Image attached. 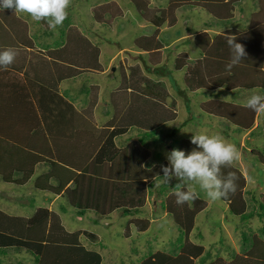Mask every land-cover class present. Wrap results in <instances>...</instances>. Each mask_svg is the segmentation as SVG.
I'll return each instance as SVG.
<instances>
[{"label":"trees","instance_id":"1","mask_svg":"<svg viewBox=\"0 0 264 264\" xmlns=\"http://www.w3.org/2000/svg\"><path fill=\"white\" fill-rule=\"evenodd\" d=\"M193 1L199 2L200 0ZM221 1L203 0V2L214 3L206 7L205 10L216 20V24L210 25L222 26L227 24L232 17L231 11L239 3V0L233 1L231 4H223L226 2ZM171 2L177 3L174 0L169 3ZM130 3L134 6L137 5L136 8L143 19L146 16L144 1L130 0ZM186 5L198 7L197 2ZM107 6L115 13L110 15L111 12L105 10ZM254 6L259 10L261 9L263 14L264 0H256ZM106 14L109 16L108 18L105 17ZM121 15L122 10L114 1L96 5L91 9L93 22L100 25L109 24L112 19H116ZM152 23L157 27L161 26L163 25V19L160 16L156 17ZM261 28L262 26L256 27L255 21L249 25L245 33H241V35L244 34L242 37L236 36V33L239 32L237 30H234L232 34L226 33V35L223 33L215 36H208L203 31L194 37L195 46L198 48L201 57L196 61L195 67L189 73H186L187 76H190L191 73L197 71L191 79L187 80L189 82L187 86H190V89L184 87L179 91V94L184 97L188 92L193 93L192 88L194 87L200 89L201 92L205 90L210 93L222 90L227 96L237 90L256 89L248 87V85L245 86V76L248 71V63L245 57L239 64L229 68L232 61V50L228 41L235 38V43H239L246 48L250 44V38L246 35H252L251 37L254 38L253 33H258ZM28 29L27 22L21 19L13 10L5 9L0 12V50L13 47L25 48V46L31 45L29 62L33 63L42 60L41 57L48 61V56L53 57L52 55L56 54L60 58L71 48V44L67 40L63 46L45 54L32 43L28 36ZM72 31L74 37L77 38V40L76 38L73 39V42L78 48L75 49L74 55H67L66 58L72 60L71 57L75 56L74 65L76 67L78 65L77 73H69L72 70H63L59 67L57 61H52L46 75L37 76L34 79L29 78L30 90L27 92V89L24 90L23 86L25 84L22 82L29 77L27 73L26 77L24 75L23 78H20L18 73L8 71L9 68L0 67V139L2 143H10L9 148H11L10 145L13 148L8 152H1L2 162L0 164L2 171L0 176L4 175L6 178L3 182L14 184L17 189L26 186L30 182L35 189L40 190L42 193H48L53 197L57 196V193L52 188L58 191L63 190L62 195L59 197L65 198L66 206L75 210L79 215L89 212L94 215L110 217L112 214L120 212L125 216L134 217L128 220L127 224L136 226L137 232L142 233L150 225L148 218L139 217L145 214L148 187L155 180L163 179L164 173L161 166L168 165L165 161L149 165L150 153L147 144L149 141L155 140L154 137L160 127L173 121L176 117L174 99L168 104L170 98L168 89L162 82L148 76V74H152L156 77L160 76L159 78L166 77L165 64L164 66H158L159 64L150 65V58L157 57L159 51L155 46L146 53L137 55L142 65L139 63L128 67H120L119 82L115 86L112 85L108 90L106 103L109 105V112L107 111V113L110 116L100 126L97 124L94 114L99 99L98 86H101L100 83L94 81L95 85L89 86L92 90L87 99L79 96L80 88H75L77 85L74 88H69L72 92L70 91L71 93L66 95L61 93L58 88L59 83L63 80H74L82 76L85 77V75H93V78L97 79L98 73H101L99 56L102 54L99 47L92 44L87 37L80 36L77 29L68 30V32ZM146 37L155 43V34ZM68 64L72 65V62ZM238 78L239 80H237ZM69 96L74 97V99L71 100ZM238 96L242 100L241 96ZM184 100L187 102L188 97L186 96ZM220 101L221 103L235 102L236 106L240 102L234 101V99L227 100L226 98ZM202 103H204L202 107L208 104L207 101ZM200 104L199 109L202 112L215 118L227 120L231 124L233 119H239V116L236 115L240 110L239 107L235 113L231 112L226 117L221 110L217 113H214V111L212 113L206 112ZM238 122L236 121V129L241 135L249 130L245 143L252 148L251 153L257 158V160L255 159L256 163L263 167L264 165L261 163H264L262 161L264 159V135L262 141L258 142L251 139V137L254 132L264 131V127L260 125L251 129V124L248 125V128L243 129V125L238 124ZM38 128L43 132V140L46 145L48 139L53 141L52 144L49 143L50 145H59L64 148L70 145L68 147L70 150H73L75 145L74 149L77 154H80L79 152L83 153L84 150H89L90 154H93L98 147L97 144L100 141L104 143L103 145L100 143L99 146L101 147H98L96 153L87 158L82 165L77 164V167L73 168H77L75 169L78 171L77 173L76 171L68 173L69 178L71 177L69 183L68 180L63 182L62 179L46 176V185H43L42 182L39 183V179L44 175L41 173L45 171L41 167H48L50 161L36 163L31 156L27 159L26 154H24V149H27L26 145L33 140L31 136ZM179 129L175 127L169 133H171V136L175 135ZM128 131L131 132L132 136L126 137V141L120 143V148H117L115 140L124 139V133ZM77 132H79V136H82L78 138L89 141V146L82 141L79 142V144H84L81 145L82 148L78 147L79 145L70 143L75 140ZM39 134L40 130L36 135ZM133 136H135V139H132ZM45 142L41 141L40 143ZM259 145L263 147L261 148ZM169 147L171 150H184L186 154L196 149V146L191 143V139L185 138L176 143V146L171 144ZM8 153L17 158L13 160L6 159ZM79 156L81 155H78L75 161L81 159ZM82 158L85 159L83 156ZM2 164H5L7 168ZM36 173H39V175H36ZM229 173H235L236 175V191L229 193L226 198H221V200L229 204L230 211L245 216L248 209L247 202L249 200L256 201L254 191L249 189L241 191L244 190V177L233 164L228 167H221V179L227 180ZM257 181L263 182L261 178H257L254 182ZM259 182L257 183L259 184ZM178 191L190 190L185 186L175 188L165 196L161 205L183 235V243L179 247L181 253L168 254L159 251L144 258V264H193L192 260L195 257H198L199 264H206L202 247L190 242L188 234L194 225L196 216L207 207V204L198 192H196L195 199L184 204H177L176 193ZM244 193L246 196L249 195V200L247 197L242 199V196H245ZM259 202L261 203V209H264L261 199ZM62 208L64 207L62 206ZM262 214H260L261 217ZM126 234L123 236L131 238L129 230ZM259 236L264 241V224L259 229ZM98 238L96 234L85 229L67 230L62 223L61 216L47 206L39 205L33 208L30 215H12L0 209V258L7 256L11 253V250H14L25 253L31 261L37 264H101V254L92 248ZM84 239L89 240L88 246L84 245ZM242 240V247L252 246L250 237L242 238ZM246 240L249 242L248 244H246Z\"/></svg>","mask_w":264,"mask_h":264},{"label":"rangeland","instance_id":"2","mask_svg":"<svg viewBox=\"0 0 264 264\" xmlns=\"http://www.w3.org/2000/svg\"><path fill=\"white\" fill-rule=\"evenodd\" d=\"M111 1H114L120 7L122 15L116 19H112L109 24L100 25L94 23L91 18V9L96 5ZM143 1L146 16L142 19L136 8L137 5L134 6L131 4L130 0H70L69 6L66 9V19L62 25L52 30L56 34L55 42L63 46L69 40V43L72 44L73 36L68 37L67 32L73 29L69 28V26H74L79 30L77 32H79L80 36L87 37L92 44L99 47L102 55L99 56V69L101 73H98L97 79H94L93 75H85V77L82 76L81 78L68 81L66 85L74 88V85L76 86L79 83L75 88H80L79 96L87 99L92 90L89 86L95 85L94 81L101 84V86H98L99 99L94 109L96 122L101 126L110 116L107 113L109 105L106 103L108 90L112 85L115 86L119 82L120 67H128L139 63L142 65L137 55L140 53L144 54L151 48L157 46V50H159L157 57L154 59L150 58V65L159 64L158 66H164L165 64L166 77L159 78L160 76L156 77L152 74H148V76L156 79V81L162 82L168 89L170 94L168 104L174 99L176 117L173 121L160 127L154 137L155 140H151L147 144L150 153L148 164H158L161 161H165L168 164L166 157L168 152L171 151L169 145L173 144L176 146V143L183 138L191 139L192 135L201 133L208 135L218 134L227 143L234 145L237 149L238 157L232 164L244 177V190L242 189L241 191L243 192L246 189L254 191L253 194L256 201H250L249 195L246 196L244 193L245 196H242V199L247 197L250 202H247L248 209L246 210V215L242 216L230 211L229 204L221 199L216 201L209 199L205 191L197 183H184L173 177L167 183H164L162 179L155 180L148 187V198L144 209L145 214L139 217L150 218L151 221L149 228L142 233L137 232L136 226L130 225V227L127 224V221L134 217L125 216L120 212H116L110 217L94 215L89 212L79 215L75 210L66 206L67 202L65 198L61 197L53 205L54 210L61 216L62 223L67 230L85 229L99 237L92 248L101 254V264H144V258L149 254L159 251L168 254L181 253L179 247L183 243V235L173 223L171 217L163 210L161 203L164 196L170 191L179 186H185L194 193L198 192L207 204V207L196 216L194 225L188 234L190 242L202 247V254L205 255L206 264H264V241L259 236V229L264 224V209H261V203L259 202L261 199L264 205V166H259L256 163L257 158L251 153L252 148L246 145L245 138L247 135L242 136L236 129V121H239L238 124L243 125V129L248 128V125L250 126L251 124V129H254L257 126L263 125L264 119L260 115L256 119L255 115H253L252 119H249L252 123L245 119H233L232 124H230L231 122L229 123L226 120L210 116L199 109L201 102L212 99L207 101L208 104L205 107H202L204 103H201L202 109L209 113L213 111L217 113L221 110L227 117L231 112L235 113L238 110V106L229 101L221 103L220 100L226 98L227 100L234 99V101H240L241 99L237 95H240L242 100H245V97L251 93L248 91L251 90H237L225 96L222 94V90L210 93L205 90L201 92L200 89L194 87L192 88L194 90L192 91L193 93H186L188 97L187 102L184 100L186 96L183 97L179 94V91L184 89V87L190 89V86H187L189 83L187 80L191 79L197 71L191 73L190 76H187L186 73H189L195 67L196 61L201 57L198 48L195 46V39L193 38L207 28L216 31V33H213L212 31L205 30L204 32L208 36H212V34L214 36L221 35L223 33L232 34L235 28H243L241 24L249 20V15L254 11V3L256 0H239V3L235 6L234 15L225 26L210 25L216 24V20L205 10L206 7L214 3L203 2V0L199 2L193 0H174L177 3H169L173 0ZM223 1L226 2L223 4H231L237 0H222L221 2ZM195 2L198 4L197 8L186 5ZM180 5L186 6L181 7ZM110 9L108 6L105 8V10L111 12L110 15L115 13V11L113 12ZM240 12L243 13V16L245 15L244 18L238 17ZM17 13L21 19L27 22L28 27L33 26L34 30H41V26L39 24L37 25L38 22L31 19L29 15ZM159 16L163 19V25L157 27L152 21ZM151 34L156 35L155 43L146 37ZM190 34L194 35L190 36ZM237 35L238 37H242L244 34L241 35V33L237 32ZM167 44L168 46H166ZM162 53L166 55L164 56ZM184 53L188 55H182ZM166 58L167 61L165 62ZM253 63L258 65V61L254 62V59L251 58L249 65ZM250 86H253V84H250ZM253 90H257L261 95H264L263 90L258 89V87ZM69 98L71 100L74 99V97L70 96ZM252 113L253 111L249 114ZM249 114L245 115L247 119ZM185 121L186 123L184 124ZM234 122L235 124H233ZM175 127L180 129L175 135L171 136L169 132ZM134 132L136 131L134 130ZM263 135L264 131L254 132L251 139L257 142L262 141ZM128 136H132L131 132L124 133V139L118 140L115 144L124 143L126 141L125 138ZM78 137H82L79 136V132L76 133L75 140L70 143L79 145L78 147L84 145L79 144L80 141L86 142L88 146L90 145L88 140L84 141L85 139ZM132 139H135V136ZM40 142V136L36 135L27 146L29 151H25L24 153L26 154V158L29 159L31 156L36 163L50 161V171L48 170L47 177H56L62 179L63 182H67L68 180L69 183L71 177L69 178L68 173L77 169L70 170L72 164L73 166L75 163L82 165L87 158L95 154H90L89 150H84L83 153L79 152L80 154H77L74 148L73 150H69L68 147L70 145L64 148L59 145H46V142L45 145H42ZM93 142L95 143V141ZM48 143L52 144L53 141L48 140ZM100 143L103 145L104 142L100 141ZM100 143L97 144L98 147H101L99 146ZM259 146L261 148L263 147L261 145ZM98 147L95 152L98 150ZM60 154L65 155L64 159L58 156ZM248 154H252L253 156H249ZM78 155H81L79 156L81 159L75 161ZM5 158L13 160L17 157L8 153V157ZM262 161L264 162V159ZM261 164L264 165V163ZM2 177L0 176V209L3 211L13 215H30L33 208L39 205L47 206L48 201L46 200V196L40 190L35 189L33 184H27L23 187L25 191L19 193L14 184L4 183L3 181L6 177L4 175ZM257 178H261L263 181H257L259 184L261 183L260 185L254 182ZM42 184L46 185L45 182H42ZM6 189L13 191L12 194L14 196L6 194ZM52 190L58 195L61 194L55 188H52ZM159 198L160 203L157 202L158 206L153 207L154 200L159 201ZM223 209H225V212ZM260 214H262V217ZM127 230H129L131 238L123 236ZM246 237H250L252 242L251 247L245 248L241 246V242H243L242 238L246 239ZM84 241V245L88 246L89 240L84 239ZM248 243L246 240V244ZM13 253L7 259L3 260L2 264H18V259L21 260V253L15 251ZM23 257H27V255L23 254ZM30 263L32 264L31 260ZM192 263L199 264L198 257H195ZM20 264H28V262L23 259ZM33 264L37 263L33 261Z\"/></svg>","mask_w":264,"mask_h":264},{"label":"clouds","instance_id":"3","mask_svg":"<svg viewBox=\"0 0 264 264\" xmlns=\"http://www.w3.org/2000/svg\"><path fill=\"white\" fill-rule=\"evenodd\" d=\"M70 0H0V12L5 9L27 14L34 21H46L49 29L62 25L67 17L66 9ZM235 39V38H234ZM228 41L232 50L229 68L239 64L246 56L243 45ZM16 52L11 48L0 51V67L6 68L14 62ZM247 108L264 112V95L253 94L247 101ZM191 143L196 149L191 152L172 149L167 154L168 165H162L163 182L175 177L184 183L195 182L205 191L212 201L226 198L236 191V175L229 173L228 179L220 177L221 167L230 166L237 159L238 152L234 145L227 143L220 135L196 134L191 136ZM176 203L184 204L196 197L193 191H178Z\"/></svg>","mask_w":264,"mask_h":264},{"label":"crops","instance_id":"4","mask_svg":"<svg viewBox=\"0 0 264 264\" xmlns=\"http://www.w3.org/2000/svg\"><path fill=\"white\" fill-rule=\"evenodd\" d=\"M256 7L254 6V11L249 15V20L248 21H245L244 22V24L242 23L241 25H242V27L243 28H240V29H237V28H235L234 30H237V31H239L240 33H245L247 30H248V28H249V25L252 23V22H255L256 21V27H261L262 26V28L261 29H259V31H258V33H256V34H254L253 33V35H254V38H252L251 36L252 35H246V36H249V38H250V44H249V46L247 47L246 46V48H244L245 49V52H246V56H245V58L247 59L246 61H247V63H248V71L246 72V84H245V86H247L248 85V87H253V88H256V87H258V89L259 88H261L262 90H263V92H264V12H263V14H262V12H261V9L259 10V9H255ZM234 10H235V6H234ZM234 10H232L231 11V15L233 16L234 15ZM17 13V12H16ZM17 15H18V13H17ZM18 16H20V15H18ZM238 17H241V18H244L245 17V15L243 16V13L242 12H240V14H239V16ZM244 20V19H243ZM40 25L41 26V30H39V31H37V29H35L34 30V27L33 26H31V27H29V29H28V36L30 37V39L32 40V43L33 44H35V46L37 47V49L38 50H40V51H42V52H44L45 54L47 53H50V52H52V51H54V50H56V49H58L59 47H61V45L62 44H58L57 42H55L56 40V34L55 33H53L52 32V30L53 29H49L48 27H47V22L46 21H39L38 23H37V25ZM223 26H225V25H223ZM69 28H74V29H76L74 26H69ZM213 28V27H212ZM230 29V28H229ZM78 30V29H77ZM205 30H207V31H212L213 33H216V31H214V29H209V28H207V29H204L203 31H205ZM226 30H228V29H226ZM79 31V30H78ZM202 31V32H203ZM67 35H68V37H71V36H73V39L75 40V38L76 37H74L75 35L73 34V31L72 32H67ZM192 35H194V34H190V36H192ZM213 35V34H212ZM189 36V35H188ZM193 38V37H192ZM76 40H77V38H76ZM69 41V40H68ZM70 42V41H69ZM30 46L31 45H29V46H25V48H23V47H19V48H17V47H13V48H11L12 50H14L15 52H16V56H15V59H14V62L11 64V65H9V66H7L6 67V69L7 68H9L8 69V71H10V72H16V73H18L19 75H20V78H23L24 77V75H25V77H26V73L28 74V78H25L22 82H24V86H23V88H24V90L25 89H27V92L30 90L29 88V85H28V80H29V78L31 77L32 79H34L35 77H40V76H42V75H46V73H47V71L49 70V68H50V64H52V61H57L58 63H59V67L60 68H62L63 70H72V71H70L69 73H77V71H78V65H77V67L74 65V62H75V56H73V57H71L72 58V60L71 59H69V58H66V56L67 55H74L75 54V49L76 48H78L77 46H76V44H75V42H73L72 44H71V48L69 49V51H67L66 53H65V55H62V57H57V54L56 55H52L53 57H51V56H48V61H46V59H44L43 57H41L42 58V60H39L38 62H29V60H30V58H29V56H30V54H31V48H30ZM166 46H168V44L166 45ZM6 49H8V48H6ZM4 50V49H3ZM0 51H2V50H0ZM162 55H166V54H163L162 53ZM184 55H188V54H186V53H184ZM251 58L252 59H254V62H256V61H258V65H255L254 63L253 64H250L249 65V62L251 61ZM77 61H78V58H77ZM167 61V58H166V60H165V62ZM70 62H72V65L71 64H68V63H70ZM39 65V66H38ZM4 68V67H3ZM29 69V70H28ZM0 70H1V68H0ZM65 74V73H64ZM68 74V73H67ZM22 75V76H21ZM244 76V75H243ZM237 80H239V78L237 79ZM237 80H236V82H237ZM68 81H72V80H63V81H61L60 83H59V86H58V88H59V90H60V92L61 93H63L64 95H66V93H71L72 91L69 89V88H71V87H68V85H66L67 84V82ZM20 82V81H19ZM64 82H66V83H64ZM63 83H64V85H63ZM79 84V83H78ZM77 84V85H78ZM250 84H253V86H250ZM238 85H239V82H238ZM20 86H21V84H20ZM74 87H75V85H74ZM71 91V92H70ZM248 92H251L250 93V95L249 96H247V97H245V100H241L240 102H239V104L237 105L238 107H239V111L237 112V114L236 115H238L239 116V119H245V120H247L248 122H250V123H252L251 121H249V119H252V117H253V115H255V118L257 119L258 118V115H260V117L261 118H263L264 119V112H255L254 110H252V109H249V108H247L245 105H246V101H247V99L251 96V95H253V94H258V95H261V93L260 92H258L257 90H251V91H248ZM222 94H224V93H222ZM225 96H227V94L225 93L224 94ZM209 100H212V99H209ZM222 100V99H221ZM206 101H208V100H206ZM202 103V102H201ZM233 103H235V102H233ZM253 111V113L252 114H249V113H251ZM248 112V113H247ZM247 114H249L248 115V119L245 117V115H247ZM227 121V120H226ZM228 122V121H227ZM230 123V122H229ZM231 124V123H230ZM263 127H264V123H263V125H262ZM40 130V134L38 135V136H40V138H41V141L42 142H45L44 140H43V132L41 131V129L40 128H38V130L37 131H35L33 134H32V136H31V138H34L35 136H36V133L38 132ZM111 130V129H110ZM248 131V130H247ZM129 132V131H128ZM247 135L248 134V132H246V133H244V134H242V136L243 135ZM31 138H30V141H31ZM48 139V138H47ZM48 140H50V141H52L51 139H48ZM38 141V140H37ZM3 142H5V141H3ZM48 142V141H47ZM115 142H118V141H116L115 140ZM30 143V142H29ZM29 143L26 145V147L29 145ZM3 144V145H2ZM9 144L10 143H8V142H5V143H2V140L0 139V163L2 162V157H1V152L2 151H9V150H13V148H12V145H10L11 146V148H9ZM45 144V143H44ZM44 144H42V145H44ZM49 144V143H48ZM116 146H117V148H120V144H115ZM74 148V147H73ZM25 151H29L28 149H24ZM70 150V149H69ZM252 150V149H251ZM96 153V152H95ZM60 158H63L64 159V156L65 155H63V154H60V155H58ZM3 166H5V164H2ZM50 165L51 164H48V167H42L41 169H44L45 171H44V173L42 172L41 174H44V175H42L41 176V178L39 179L40 181H39V183L40 182H45L46 183V176H47V174L49 173V172H47L48 170H49V168H50ZM76 163H75V165L73 166V164H72V166H70V170H74L73 169V167H76ZM81 165V164H80ZM79 165V166H80ZM35 168H36V166H35ZM1 171H2V167H1V164H0V174H1ZM40 171V170H39ZM38 171V172H39ZM74 171H76V173L78 172L77 170H74ZM73 171V172H74ZM45 172H47V174H45ZM64 172V171H63ZM39 175V173H36V175ZM246 176V175H245ZM5 182H7V181H5ZM30 183V182H29ZM32 184V183H31ZM6 194H8L9 196H14L12 193H13V191H9V190H7L6 189ZM25 191V189L23 188V187H20L19 189H17V192H19V193H21V192H24ZM63 191V190H62ZM62 191H60V193L62 194ZM44 194V196H46V200L48 201L49 200V202H48V204H47V207L49 208V209H52V210H54V204H55V202L58 200V198H60L59 196L61 195H58L57 194V196H50L48 193H43ZM167 195V194H166ZM165 195V196H166ZM165 196H164V198H165ZM164 200V199H163ZM160 203V198H159V201H157V200H154V202H153V207H157L158 206V203ZM157 209V208H156ZM226 209V208H225ZM225 209H223V211L225 212ZM2 210V209H1ZM155 213H156V210H155ZM13 215V214H12ZM18 215H22V214H18ZM149 221H151V219L149 218ZM13 251L14 250H11V253L10 254H14L13 253ZM15 252H17V251H15ZM18 253H21V260L20 259H18V264H20V262L24 259L25 261H27L28 262V264H29V262H30V258L27 256V257H23V254H25V253H23V252H18ZM10 254H8L7 256H5V257H2L1 259H0V264H2V262H3V260H5V259H7L9 256H10ZM23 257V258H22ZM32 262V264H33V261H31ZM31 264V263H30Z\"/></svg>","mask_w":264,"mask_h":264}]
</instances>
